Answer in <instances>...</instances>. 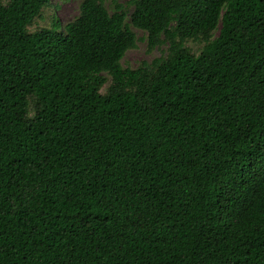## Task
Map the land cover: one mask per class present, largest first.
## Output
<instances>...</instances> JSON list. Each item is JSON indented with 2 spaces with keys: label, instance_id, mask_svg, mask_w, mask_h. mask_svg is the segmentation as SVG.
Segmentation results:
<instances>
[{
  "label": "trees",
  "instance_id": "trees-1",
  "mask_svg": "<svg viewBox=\"0 0 264 264\" xmlns=\"http://www.w3.org/2000/svg\"><path fill=\"white\" fill-rule=\"evenodd\" d=\"M105 1L0 0V264H264V0Z\"/></svg>",
  "mask_w": 264,
  "mask_h": 264
},
{
  "label": "rangeland",
  "instance_id": "rangeland-1",
  "mask_svg": "<svg viewBox=\"0 0 264 264\" xmlns=\"http://www.w3.org/2000/svg\"><path fill=\"white\" fill-rule=\"evenodd\" d=\"M81 0H52V5L42 10L30 25L31 31H36L42 27H49L53 23V19L57 18L62 25H65L69 21L74 20L80 13ZM124 6V9L129 13L132 11L133 6L131 0H118ZM105 4L112 12L113 5L110 0H106ZM137 35V44L135 47L128 49L122 59V63L125 67L136 68L143 61L151 62L155 58L166 55L167 44H163L160 47L148 49L147 45V33L138 28H134ZM187 45L196 54L200 52L204 43L196 40H188ZM109 83H107L102 91L105 92Z\"/></svg>",
  "mask_w": 264,
  "mask_h": 264
}]
</instances>
